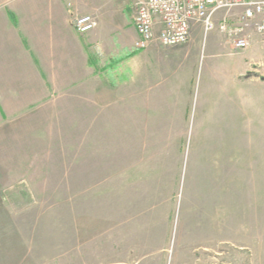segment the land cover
<instances>
[{"label": "rangeland", "instance_id": "obj_1", "mask_svg": "<svg viewBox=\"0 0 264 264\" xmlns=\"http://www.w3.org/2000/svg\"><path fill=\"white\" fill-rule=\"evenodd\" d=\"M132 2L86 1L90 51L136 49ZM152 48L189 58L148 104L91 84L0 120V264H264V42Z\"/></svg>", "mask_w": 264, "mask_h": 264}, {"label": "crops", "instance_id": "obj_2", "mask_svg": "<svg viewBox=\"0 0 264 264\" xmlns=\"http://www.w3.org/2000/svg\"><path fill=\"white\" fill-rule=\"evenodd\" d=\"M86 1L0 0V120L61 104L71 90H86L91 84L111 99L110 104H117L119 93H125L126 105L134 100L136 105L148 104L153 64L158 68L155 80L162 84L165 65L189 58L176 57V51L161 55L153 48L127 49L121 43H114L115 54L107 55L105 45H98L102 40L90 51L84 35L72 26L74 17L93 12ZM182 97L185 102L186 91Z\"/></svg>", "mask_w": 264, "mask_h": 264}, {"label": "built area", "instance_id": "obj_3", "mask_svg": "<svg viewBox=\"0 0 264 264\" xmlns=\"http://www.w3.org/2000/svg\"><path fill=\"white\" fill-rule=\"evenodd\" d=\"M132 8L137 50L153 43L169 48L185 45L196 25L206 35H224L237 53L246 51L254 38L264 42V0H133ZM97 24L92 14L72 20L79 35L94 30Z\"/></svg>", "mask_w": 264, "mask_h": 264}, {"label": "trees", "instance_id": "obj_4", "mask_svg": "<svg viewBox=\"0 0 264 264\" xmlns=\"http://www.w3.org/2000/svg\"><path fill=\"white\" fill-rule=\"evenodd\" d=\"M92 59V58H91ZM95 60V59H94ZM91 64L94 66L95 64V61L91 60Z\"/></svg>", "mask_w": 264, "mask_h": 264}]
</instances>
